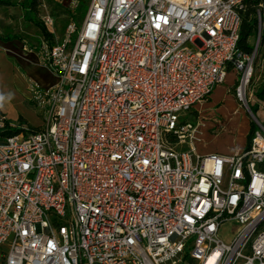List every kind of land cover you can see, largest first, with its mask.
Wrapping results in <instances>:
<instances>
[{"label":"built area","instance_id":"2783aa9c","mask_svg":"<svg viewBox=\"0 0 264 264\" xmlns=\"http://www.w3.org/2000/svg\"><path fill=\"white\" fill-rule=\"evenodd\" d=\"M243 9L90 0L60 41L40 38L56 81L28 85L42 127L0 141L1 264H264V124L248 106L257 45L237 48ZM228 67L256 128L242 149L200 155L184 115Z\"/></svg>","mask_w":264,"mask_h":264},{"label":"rangeland","instance_id":"374dc122","mask_svg":"<svg viewBox=\"0 0 264 264\" xmlns=\"http://www.w3.org/2000/svg\"><path fill=\"white\" fill-rule=\"evenodd\" d=\"M6 3H0V39L19 36L27 42L37 45V41L42 37L39 28L34 22L28 19L32 17L33 13L27 11L25 0H3ZM29 1V0H27ZM65 3V1H64ZM35 19L41 21V16L48 13L54 21L52 42L60 41L63 37V30L65 25L72 20L78 25L82 19V6L78 2L74 9H69L60 2V0H37ZM86 12V11H85ZM84 12V14H85ZM84 17V16H83ZM75 35L71 36L74 40ZM251 44L253 48L257 45V52L252 62V74L248 85L249 94H251V101L248 106L254 117L262 124H264V103L259 101L255 94V90L264 85V47H261L257 39H252ZM36 60V58H34ZM38 65H26L25 62L17 59H11L13 67V77H0V110L6 115L9 121L8 129H20L21 131L36 130L42 127L44 116L38 107L31 101L29 91L26 87L28 79L35 80L41 84L51 83L54 77H51L45 70H50L42 63ZM52 74V73H51ZM237 76L235 71L230 68L225 76L223 83L231 84L227 88L232 97V103L249 119L253 120L249 113L241 106V103L234 96L235 81L232 82L233 77ZM222 84V83H221ZM205 98L202 102H205ZM201 102V103H202ZM183 119V117H182ZM184 119L195 124L196 119L194 113L189 112L184 115ZM221 119L216 113H202L201 112V135L196 137L194 145L198 154H205L208 150L216 145L225 144L231 147L243 145L241 138H236V131L226 132L223 123L218 121ZM200 124V123H199ZM189 143L179 145L180 150H187ZM5 248L0 247V264L2 262L1 252Z\"/></svg>","mask_w":264,"mask_h":264},{"label":"crops","instance_id":"0c3cea01","mask_svg":"<svg viewBox=\"0 0 264 264\" xmlns=\"http://www.w3.org/2000/svg\"><path fill=\"white\" fill-rule=\"evenodd\" d=\"M53 37L56 38V35H53ZM39 40L37 41V45H33L27 42L25 39H21L19 36L0 39V77H13L14 69L11 65L12 58L25 62L26 65L29 64L41 66V58L38 48ZM34 58H36V60ZM45 70L51 77H54L53 82L41 84L35 80L28 79V83L26 85L27 89L30 82H35L42 87H49L55 83V76L47 69ZM232 82H234V77ZM229 86H231L229 83H222L215 86L205 102H199L193 107L192 110L194 111V117L196 119L194 135L195 138L201 135V127L199 126L201 125V112L212 114L216 113V115L221 117V119L217 120L223 123L224 130L228 133L235 130L237 134L236 138H241L243 145L241 146L238 144L236 147H231V144L230 146H225V144L218 146L216 145L215 147L211 148V150H208V152L205 154L213 152L220 154H230L235 149H242L246 146V135L249 130V119L241 109L233 105L231 94H229L227 91ZM3 115L6 118L4 113ZM191 147H193L194 151L196 152L194 141L192 142Z\"/></svg>","mask_w":264,"mask_h":264},{"label":"trees","instance_id":"16d2710c","mask_svg":"<svg viewBox=\"0 0 264 264\" xmlns=\"http://www.w3.org/2000/svg\"><path fill=\"white\" fill-rule=\"evenodd\" d=\"M244 9L241 11V21L239 25V35L237 41V48L239 51L243 53L250 54L253 50V45L251 44V40L257 37L258 33V22H257V11H259L262 26L260 28V35H259V42L261 47H264V0H242ZM6 3V1L0 0V3ZM27 11L32 12L33 16L36 15V6L37 0H25ZM90 0H79L82 6V14L81 19L84 16V12L86 11ZM28 17L29 20L35 23L40 30V33L44 39H48L52 42L53 35L47 31L45 26L42 24L41 21L35 19L34 17ZM230 67H228V71ZM256 98L264 103V85L259 86L255 90ZM192 113L194 111L192 110ZM0 115L4 116L0 110ZM6 122H9L8 119H5ZM256 126L253 122H249V130L246 135V146L250 143V139L253 135V131L255 130ZM21 132L20 129H8L7 127L0 129V141L4 140L5 138Z\"/></svg>","mask_w":264,"mask_h":264},{"label":"bare ground","instance_id":"6f19581e","mask_svg":"<svg viewBox=\"0 0 264 264\" xmlns=\"http://www.w3.org/2000/svg\"><path fill=\"white\" fill-rule=\"evenodd\" d=\"M227 111V110H226Z\"/></svg>","mask_w":264,"mask_h":264}]
</instances>
